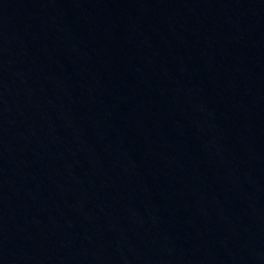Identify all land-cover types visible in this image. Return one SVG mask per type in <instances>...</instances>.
<instances>
[{"label":"water","instance_id":"1","mask_svg":"<svg viewBox=\"0 0 264 264\" xmlns=\"http://www.w3.org/2000/svg\"><path fill=\"white\" fill-rule=\"evenodd\" d=\"M0 264H264V0H0Z\"/></svg>","mask_w":264,"mask_h":264}]
</instances>
